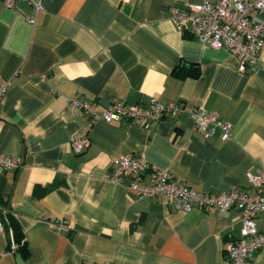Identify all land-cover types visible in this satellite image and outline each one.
<instances>
[{"label":"crops","instance_id":"obj_1","mask_svg":"<svg viewBox=\"0 0 264 264\" xmlns=\"http://www.w3.org/2000/svg\"><path fill=\"white\" fill-rule=\"evenodd\" d=\"M203 0H0V155L21 157L0 172V208L23 245L0 232V264H228L239 212L181 210L164 196H141L111 180L113 158L142 154L200 191L248 187L264 163V48L238 70L237 56L200 42L171 21L174 7ZM218 1V0H211ZM197 64L196 77L173 73ZM100 113L110 101L182 102L149 127L91 122L69 99ZM203 106L231 124L205 135L191 110ZM89 144L73 152L70 139ZM253 192V189L250 190ZM264 231V214L255 219ZM13 240V239H12ZM264 264V247L251 255Z\"/></svg>","mask_w":264,"mask_h":264},{"label":"built area","instance_id":"obj_2","mask_svg":"<svg viewBox=\"0 0 264 264\" xmlns=\"http://www.w3.org/2000/svg\"><path fill=\"white\" fill-rule=\"evenodd\" d=\"M23 1L35 9L42 8L40 0ZM3 2L9 6L13 0ZM171 21L179 31L190 29L200 42L215 48H224L237 56L238 70L241 72L256 64L264 48V0H203L199 3H188L173 8ZM68 106L72 110L87 114L91 122L123 119L146 128L153 122L160 121L165 114L177 116L183 109L182 102L162 103L157 98H151L147 104L110 101L97 113L94 102L84 96L71 97ZM191 116L194 127L201 133L210 135L215 127H219L223 139L229 136L231 124L219 120L215 112L199 105L192 108ZM88 144L89 139L85 133L75 134L70 139L71 149L75 153L81 152ZM21 163L19 156L2 154L0 172L15 169ZM111 163V180L124 184L137 195L164 196L181 210L192 207L203 210L211 207L221 210L236 209L241 222V236L225 246L228 264H251V255L264 247V231H259L255 222L258 215L264 214V163L245 172L248 187L222 193L197 190L174 178L168 169L148 162L142 154L118 156ZM0 232H4L1 218ZM11 247H16L12 239ZM83 264L93 263L85 260Z\"/></svg>","mask_w":264,"mask_h":264},{"label":"trees","instance_id":"obj_3","mask_svg":"<svg viewBox=\"0 0 264 264\" xmlns=\"http://www.w3.org/2000/svg\"><path fill=\"white\" fill-rule=\"evenodd\" d=\"M173 73H175L178 76H181L182 78L187 77V76H192L196 77L199 74V68L197 64H189V65H182V66H177L173 69ZM15 213L8 207H1L0 208V218L2 222L4 223V233L9 236L11 234V238L13 239L12 241L16 244L17 247L19 245H23V240L19 242H16L14 240V237L18 236L20 238V233L12 223V219L14 217Z\"/></svg>","mask_w":264,"mask_h":264}]
</instances>
